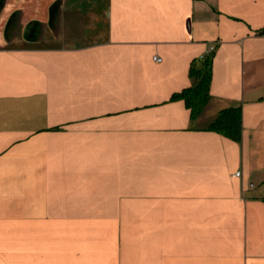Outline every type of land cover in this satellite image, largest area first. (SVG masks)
<instances>
[{
  "label": "crops",
  "instance_id": "obj_1",
  "mask_svg": "<svg viewBox=\"0 0 264 264\" xmlns=\"http://www.w3.org/2000/svg\"><path fill=\"white\" fill-rule=\"evenodd\" d=\"M29 4L28 45L0 34V264H264V0H0L1 24ZM99 10L101 42L35 46ZM211 48L193 122L173 96ZM237 105L241 142L207 129Z\"/></svg>",
  "mask_w": 264,
  "mask_h": 264
},
{
  "label": "trees",
  "instance_id": "obj_2",
  "mask_svg": "<svg viewBox=\"0 0 264 264\" xmlns=\"http://www.w3.org/2000/svg\"><path fill=\"white\" fill-rule=\"evenodd\" d=\"M38 26L34 24L31 37L37 34ZM264 35V29L259 31ZM213 76V53H209L201 59L195 60L190 69V77L193 83L182 92L176 93L173 100H184L191 110V120L197 121L205 112L213 96L210 87ZM207 129L222 134L236 142L242 141V106H230L222 109L218 115L207 123Z\"/></svg>",
  "mask_w": 264,
  "mask_h": 264
},
{
  "label": "rangeland",
  "instance_id": "obj_3",
  "mask_svg": "<svg viewBox=\"0 0 264 264\" xmlns=\"http://www.w3.org/2000/svg\"><path fill=\"white\" fill-rule=\"evenodd\" d=\"M103 2L105 3V0H99L100 6H101V3L103 4ZM44 8H45V6H44ZM44 8H41V9H44ZM10 9L12 10V7L7 8L6 10L10 11ZM38 9L39 8L35 7L34 5L29 4L26 7L25 16H24L23 20H20V24L15 22L16 24L10 23V24H7V26H6L5 23L1 24V17H0V34H1L2 28H5V30H8V28H9V34H11V35L16 34V36H18V37H13V38L10 37L6 41L5 40L4 41L2 40V41L4 43L6 42V45H8V46H25V45H28L26 40H24L22 34L24 32L25 36H27L34 29L33 23L29 24L27 27H26V25H27V22H29V20L34 19V17L37 16V13H38L37 10ZM16 14H18V13H16ZM102 14H101V11L99 10V14H98V16H96V19L98 21L96 20L94 23L88 22L86 24V31H85L84 37L81 36L82 34H84L83 33L84 29H83L77 33L76 32L71 33L70 35L73 37L60 38L59 33L57 32V29L53 30V28L55 27L54 24H50L49 22H44L43 23L44 26H42V33H41L42 38L39 39L40 41L37 42L35 44V46H48L49 47V46H63L66 44L81 46V45H89V44L101 42L104 39V34H105L104 31L106 29V23H105L104 19L101 20ZM19 16H20V14L17 15V19L19 18ZM40 17H41L40 19H43L42 18L43 15ZM13 18H15V16H13ZM74 24L72 23V25H73L72 27L74 29L77 28L79 30V26L81 24H75V25ZM69 25L71 26V23H69ZM59 26H60V24H59ZM23 28H25V31H23ZM61 33H63V32L60 31V34ZM67 34L68 33H66L65 36ZM74 35L75 36H81V37L76 38V37H74ZM28 41H31V40H28ZM206 110H205V112H207Z\"/></svg>",
  "mask_w": 264,
  "mask_h": 264
},
{
  "label": "built area",
  "instance_id": "obj_4",
  "mask_svg": "<svg viewBox=\"0 0 264 264\" xmlns=\"http://www.w3.org/2000/svg\"><path fill=\"white\" fill-rule=\"evenodd\" d=\"M212 50H213V48H211L210 53L212 52ZM154 59H155L156 61H161V58L158 57V56H156ZM238 175H240V172L238 173Z\"/></svg>",
  "mask_w": 264,
  "mask_h": 264
}]
</instances>
